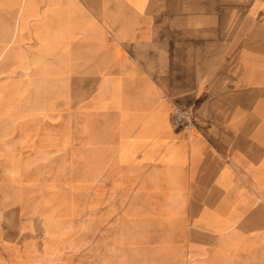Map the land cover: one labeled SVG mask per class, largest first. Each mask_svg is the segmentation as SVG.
<instances>
[{
  "label": "crops",
  "instance_id": "1",
  "mask_svg": "<svg viewBox=\"0 0 264 264\" xmlns=\"http://www.w3.org/2000/svg\"><path fill=\"white\" fill-rule=\"evenodd\" d=\"M256 62L264 77V0H0V162L15 175L17 158L99 152L155 207L153 231L186 239L173 261L204 264L211 239L212 264H247L264 249V181L253 197L236 175L264 157L247 161L234 81ZM193 104L190 128L173 121Z\"/></svg>",
  "mask_w": 264,
  "mask_h": 264
},
{
  "label": "rangeland",
  "instance_id": "2",
  "mask_svg": "<svg viewBox=\"0 0 264 264\" xmlns=\"http://www.w3.org/2000/svg\"><path fill=\"white\" fill-rule=\"evenodd\" d=\"M259 66L252 63L250 76L234 81L247 85V161L264 157V77ZM29 96L34 100L35 95ZM196 117L195 104L173 112V121L189 128ZM64 128L76 131L81 148L85 127ZM89 154L77 150L71 159L17 158L11 164L15 175L0 162V264H178L172 260L179 258L173 246L186 239L154 232L148 214L155 207L133 204V192L123 188L113 158ZM251 169L247 164V174L236 175V180L247 182V193L256 197L264 173ZM211 241H204V264H212L216 248ZM263 254L264 249L247 250V264H261L249 258ZM236 257L245 262L241 253Z\"/></svg>",
  "mask_w": 264,
  "mask_h": 264
}]
</instances>
